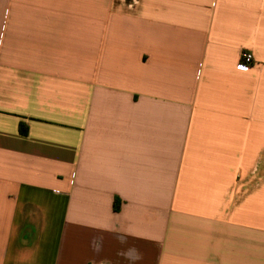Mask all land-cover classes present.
<instances>
[{"label": "crops", "instance_id": "0c3cea01", "mask_svg": "<svg viewBox=\"0 0 264 264\" xmlns=\"http://www.w3.org/2000/svg\"><path fill=\"white\" fill-rule=\"evenodd\" d=\"M0 264H264V0H0Z\"/></svg>", "mask_w": 264, "mask_h": 264}, {"label": "built area", "instance_id": "2783aa9c", "mask_svg": "<svg viewBox=\"0 0 264 264\" xmlns=\"http://www.w3.org/2000/svg\"><path fill=\"white\" fill-rule=\"evenodd\" d=\"M131 4H135L138 0H130ZM254 62V58L251 52H243L241 56V63L243 65H251Z\"/></svg>", "mask_w": 264, "mask_h": 264}, {"label": "trees", "instance_id": "16d2710c", "mask_svg": "<svg viewBox=\"0 0 264 264\" xmlns=\"http://www.w3.org/2000/svg\"><path fill=\"white\" fill-rule=\"evenodd\" d=\"M20 131H21V133L26 134L27 133V127L25 125H21Z\"/></svg>", "mask_w": 264, "mask_h": 264}]
</instances>
